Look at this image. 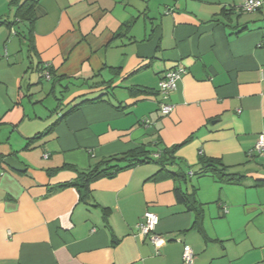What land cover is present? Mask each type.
<instances>
[{
    "label": "crops",
    "instance_id": "obj_1",
    "mask_svg": "<svg viewBox=\"0 0 264 264\" xmlns=\"http://www.w3.org/2000/svg\"><path fill=\"white\" fill-rule=\"evenodd\" d=\"M23 1L0 4V93L9 96L0 126L10 130L0 147V264H185V245L193 264H264V186L255 185L264 156L254 151L264 133V0L243 13L244 0H38L33 53L28 22L5 24ZM176 64L185 72L163 114L159 82ZM48 65L65 77L50 110L34 105L39 83L53 82L40 71ZM185 141L166 166L189 173L182 189L197 188L201 230L176 198L178 181L150 179L156 161L94 181L89 202L57 187L103 159L141 146L156 159ZM201 154L246 178L195 176ZM66 164L76 170H57ZM148 210L159 217L158 245L137 234Z\"/></svg>",
    "mask_w": 264,
    "mask_h": 264
},
{
    "label": "trees",
    "instance_id": "obj_2",
    "mask_svg": "<svg viewBox=\"0 0 264 264\" xmlns=\"http://www.w3.org/2000/svg\"><path fill=\"white\" fill-rule=\"evenodd\" d=\"M16 2H18V0H11V4H16ZM37 3L38 0H24L22 3L17 5L15 19L13 21H5V24H7V26L10 28L15 24H17V22L19 21L28 22L29 24L28 38L30 40L29 48L31 53L35 52V46L33 43V31H34L33 27H34V22L38 17ZM237 10L240 13L244 12L238 8ZM222 14L225 16V18L230 20L232 19L231 16L233 14V10H229V11L223 10ZM47 70L51 75V78L49 79H53V84H52V91H53L56 84L60 83L65 77L60 76L59 78H54L55 77L54 72L52 68L49 67V65L47 67H43V66L40 67V71L41 73H43L42 77L46 78L44 72H46ZM133 89L134 88H132L131 90ZM97 99H101V96ZM77 107L78 106H74L72 107V109H75ZM39 136L41 135L37 134L34 137L30 138L26 147H29L30 143L36 140ZM186 142L188 141H185L184 143H181L179 145L167 149L166 152L162 153L160 157L156 159L153 158L151 151L148 150L145 146L134 148L130 151L115 155L108 159H103L89 170L82 172L79 171L78 176L75 180L61 183L57 185V187L58 188H63L67 186L77 187L80 192L81 200L84 202H89L91 196V184L94 181L103 177H113L120 171L126 168L136 166L138 164H144L147 162L156 161L160 165V168L154 175L150 177V179H157L158 177L160 178L173 177L176 181H178V185L175 187L176 198L179 202L186 204L188 209L195 213L194 227L197 228V230H201L205 215V210L203 203H201L197 198V193H196L197 188L192 187L193 189L191 190V192L182 189V183L190 182L191 177L189 173H186L184 171L182 172L174 171L166 166V162L169 160L168 157L170 156L171 158H174V154L177 148H179ZM198 163L200 167L197 169V171L193 172L195 176L212 174L218 177L220 181H225V182H241L246 178L244 175L230 172L229 167L221 159L218 158L207 157L201 154ZM63 168L76 170V168H74V166L70 164H66L63 167L58 168L57 170ZM57 170L56 169L53 171L51 170L50 172H55ZM255 185L264 186V179L256 180ZM104 210H105V214L107 215L108 210L107 209ZM224 211L226 212L227 209L225 208Z\"/></svg>",
    "mask_w": 264,
    "mask_h": 264
},
{
    "label": "built area",
    "instance_id": "obj_3",
    "mask_svg": "<svg viewBox=\"0 0 264 264\" xmlns=\"http://www.w3.org/2000/svg\"><path fill=\"white\" fill-rule=\"evenodd\" d=\"M263 4V0H244L238 9L244 12H254L258 10ZM185 72L184 66L181 64H176L173 68L167 70L161 76L159 82V90L162 96L160 102V111L163 114L170 113L174 106L169 101V97L172 91H174L178 82ZM46 78H51L49 71L45 73ZM148 122V120H147ZM254 151L259 155L264 156V133H260L256 141ZM143 221L139 222L137 225L138 235L143 239H148L153 245H158L162 242V235L159 234L156 229L159 222L158 215L153 211H146L143 217ZM195 259V253L191 246L185 245L183 252V261L185 264H193Z\"/></svg>",
    "mask_w": 264,
    "mask_h": 264
},
{
    "label": "rangeland",
    "instance_id": "obj_4",
    "mask_svg": "<svg viewBox=\"0 0 264 264\" xmlns=\"http://www.w3.org/2000/svg\"><path fill=\"white\" fill-rule=\"evenodd\" d=\"M0 4H2V0H0ZM52 84L53 82H48L47 80H44L43 82L41 81L38 85V89L35 92L34 96L35 99H39L40 101H37L36 106L44 102V107L48 110L50 108H53V106H57L58 100L56 97L61 98V91H60V86L57 88L56 94L57 96H54V93L52 91ZM50 92V94H48ZM0 97L7 98L9 99V96L5 93H0ZM31 96H27V99H29ZM28 101V100H27ZM43 109L42 107L39 106L37 109ZM50 114V111L48 112V115ZM10 133L9 128L6 125L0 126V147L3 146V142H5L6 138H8Z\"/></svg>",
    "mask_w": 264,
    "mask_h": 264
}]
</instances>
